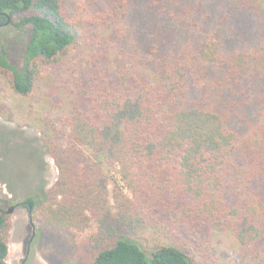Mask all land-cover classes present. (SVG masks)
<instances>
[{"label":"trees","instance_id":"16d2710c","mask_svg":"<svg viewBox=\"0 0 264 264\" xmlns=\"http://www.w3.org/2000/svg\"><path fill=\"white\" fill-rule=\"evenodd\" d=\"M81 2L86 19L65 0H0V31L29 33L18 56L0 37L16 94L74 52L89 65L57 85L42 135L58 179L25 206L82 264H225L222 233L241 264H264V0ZM10 227L0 213V264Z\"/></svg>","mask_w":264,"mask_h":264},{"label":"rangeland","instance_id":"374dc122","mask_svg":"<svg viewBox=\"0 0 264 264\" xmlns=\"http://www.w3.org/2000/svg\"><path fill=\"white\" fill-rule=\"evenodd\" d=\"M65 3L70 14L79 9L85 12L81 7V0H65ZM88 16L89 13H83L85 19ZM25 32L22 34L12 31L9 34L0 31V37L11 41L9 46L16 56L29 34L28 31ZM89 41L87 38V42ZM92 46L96 49L95 43ZM85 52V49L74 52L58 66L42 65L40 79L29 96L16 94L11 86L10 75L0 72V204L3 209L18 206L13 213L8 214L11 224L8 264H22L28 247L29 264H82L86 261L82 256L76 258V253L72 252L71 247L73 241H68L64 234L45 224L37 210L33 208L30 213L27 207L19 206L32 196L41 201L44 198V190L50 189L57 182L58 168L44 146L42 130L46 124H54L56 106L61 97V93L57 94L60 79L71 71L83 76L88 73L89 65L78 62L83 59ZM4 133L10 134L9 140L1 141L4 139ZM11 136L16 138L12 139ZM27 140H30L31 147L28 146L30 144ZM105 169L110 182L113 184L117 180L125 194L130 195L126 185L118 179V168L110 166ZM43 181L46 183V189L41 184ZM96 231L97 227L93 224L86 233L76 232L75 248L80 247ZM32 235L34 238L29 246ZM227 237V234L222 233L214 240V247L218 251L217 258L225 264H241L240 248L232 242L229 243ZM84 254H89L88 248Z\"/></svg>","mask_w":264,"mask_h":264},{"label":"flooded vegetation","instance_id":"af4514ba","mask_svg":"<svg viewBox=\"0 0 264 264\" xmlns=\"http://www.w3.org/2000/svg\"><path fill=\"white\" fill-rule=\"evenodd\" d=\"M21 205H23V206H25V202L24 203H22V204H20L19 206H21ZM0 206H1V204H0ZM18 207V206H17ZM16 207V208H17ZM25 207H27L28 209H29V212L30 213H32L33 212V206L31 205V204H28V206H25ZM2 208V207H1ZM11 208V207H10ZM10 208H8V209H3L2 208V210H4V211H8ZM0 213H2V212H0ZM32 229H33V231H32V234H34V228H33V225H32ZM32 240H33V235H32V237H31V239H30V241H29V246H30V243L32 242ZM32 245V244H31ZM28 252H29V247H28V251H27V256H26V258L24 259V261L22 262V264L25 262V264H29V257H28Z\"/></svg>","mask_w":264,"mask_h":264},{"label":"water","instance_id":"95a60500","mask_svg":"<svg viewBox=\"0 0 264 264\" xmlns=\"http://www.w3.org/2000/svg\"><path fill=\"white\" fill-rule=\"evenodd\" d=\"M1 27V26H0ZM16 209V207H11L8 211H4L2 210L1 206H0V212H2L4 215H8V214H11L14 212V210ZM30 219H31V216H30ZM34 228V226H33ZM34 238V236H33ZM32 244V243H31ZM26 262V261H25ZM25 262L23 264H25Z\"/></svg>","mask_w":264,"mask_h":264}]
</instances>
